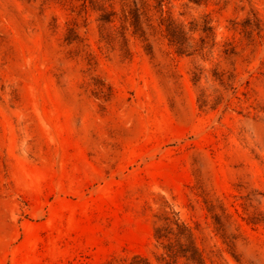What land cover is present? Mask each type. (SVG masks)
Wrapping results in <instances>:
<instances>
[{
    "label": "rangeland",
    "instance_id": "374dc122",
    "mask_svg": "<svg viewBox=\"0 0 264 264\" xmlns=\"http://www.w3.org/2000/svg\"><path fill=\"white\" fill-rule=\"evenodd\" d=\"M188 233L264 264V0H0V264H192Z\"/></svg>",
    "mask_w": 264,
    "mask_h": 264
},
{
    "label": "trees",
    "instance_id": "16d2710c",
    "mask_svg": "<svg viewBox=\"0 0 264 264\" xmlns=\"http://www.w3.org/2000/svg\"><path fill=\"white\" fill-rule=\"evenodd\" d=\"M130 13V15H132L133 17V25L138 28L140 26V16H139V12H138V8H137V4L135 3V7L130 9L128 11ZM111 15L112 14H103V17L101 18L102 20L108 22L111 21ZM209 30L208 29H204V31ZM184 37H185V33L184 30L180 27H178V31L176 32H172L171 33V42L174 44H177L179 47H182L184 45ZM159 239L162 238L159 236ZM188 244L187 247L184 249V253L181 256H184L187 258V260L189 262H191L192 264H203L204 259L201 255V253L198 251V249L196 248L193 239H192V234L188 233L187 235V239ZM184 246V244H183ZM182 246V247H183ZM188 252L190 253V255H188ZM177 255V254H174ZM131 264H150V262L145 258V257H141V256H137L135 257V260L131 263Z\"/></svg>",
    "mask_w": 264,
    "mask_h": 264
}]
</instances>
